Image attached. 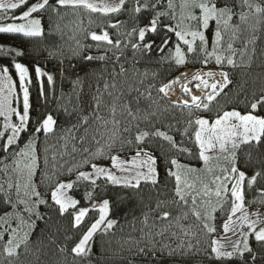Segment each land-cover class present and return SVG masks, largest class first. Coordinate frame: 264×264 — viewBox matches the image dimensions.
<instances>
[{
    "label": "trees",
    "instance_id": "obj_1",
    "mask_svg": "<svg viewBox=\"0 0 264 264\" xmlns=\"http://www.w3.org/2000/svg\"><path fill=\"white\" fill-rule=\"evenodd\" d=\"M38 2L30 0L28 5L15 12L8 9L0 16L21 15ZM227 2L234 8L235 15L227 25V31L223 27L221 45L226 46L222 48L227 58L233 59L239 67H229L228 76L232 83L207 104V110H204L207 102L199 108L171 104L160 91V87L180 69L170 59L177 37L166 31L171 27L170 16L164 13V6L158 0H130L120 13L108 16L103 15V11L93 13L84 8H56L57 0H50L53 7L37 14L42 18L46 33L42 38L0 33V46L24 52L21 57H0V67H7L16 74L13 65L19 63L27 68L31 80L28 131L19 134L17 144L8 152L2 150L9 138V131L4 132L5 139H0V164L11 162L17 148L36 133L35 129L45 117L51 116L55 121L53 133H38L35 142L37 167L33 181L37 189L49 192L56 183L54 178H68V170L76 166L81 168L84 161L95 163L137 152L140 149L134 138L140 132H148L150 136L154 132L166 133L178 147L186 150L178 151L158 138L146 141L143 150L157 160L159 183L156 186L142 183L137 190L113 185L103 178L97 180L95 186L75 180L68 194L77 201V207L70 208L63 215L47 197L46 203L40 205L34 214L24 240L19 243L0 240V264H264V243L256 241L254 236H250L253 251L243 258L218 260L212 256L211 232L203 226L201 219L192 218L190 212L174 205L175 180L168 175L173 168L171 160L200 165L199 148L195 143L198 128L194 124L198 118L213 120L229 110L250 112L253 103L264 100V13L255 11L257 7L264 8V3L250 0L252 7L249 8L241 0ZM136 8L144 10L137 13ZM158 13L164 15L157 32L148 33L142 43L138 38L139 31L150 27L151 20ZM9 22L11 20L0 24ZM112 24L119 27L112 28ZM104 32L108 33L113 45L119 44L120 47L90 39L92 34L103 35ZM165 41L168 47L161 52L159 49ZM138 44L141 45L139 49ZM147 44L153 47L147 49ZM230 44L234 49L232 52L228 51ZM89 55L106 59L88 61ZM36 68L46 75L38 78ZM46 76H52L53 81L49 83ZM97 95L101 96L104 107L100 113L106 121L113 119L110 109L116 108L115 120L121 125V134L114 142L111 140L114 134L111 125L96 131V121L91 119L93 98ZM255 114L264 118V108H259ZM84 118L90 119L87 131L80 127ZM123 126L131 131L123 133ZM69 130H73L71 134ZM186 130L187 136L184 135ZM0 131H3L1 118ZM101 136L99 146L93 143V137L99 139ZM129 141L133 143L129 144ZM109 143H113L111 148ZM100 147L104 148L103 157L96 155ZM234 166L248 178L241 185L244 202L264 209V138L259 145H245L237 151ZM257 172L261 173L260 177L255 176ZM253 178L256 183L249 184ZM7 198L2 190L0 217L11 208ZM100 201L109 202L108 219L89 241L91 251L76 256L73 249L90 226L99 220V210L94 204ZM158 204L161 205L159 209ZM80 210L89 214L77 228L74 217ZM226 213L227 208L223 207L217 218L224 219ZM165 214L173 218L168 222L159 221V217ZM108 222L115 226L107 229ZM164 230L163 235H158ZM180 244L184 245L183 250L179 249ZM189 247H192L191 252H188ZM9 249H13L16 255L9 257ZM141 249H145L143 254ZM172 249H177L180 254L168 255ZM253 256L256 259H252Z\"/></svg>",
    "mask_w": 264,
    "mask_h": 264
},
{
    "label": "snow or ice",
    "instance_id": "obj_2",
    "mask_svg": "<svg viewBox=\"0 0 264 264\" xmlns=\"http://www.w3.org/2000/svg\"><path fill=\"white\" fill-rule=\"evenodd\" d=\"M130 2V0H115L114 5L111 7L107 6H98L96 4H90L87 2V0H57V3L55 5L56 8H84L90 12L96 13L100 12L101 8L103 9V15L108 16L111 14H117L120 13L122 8L126 3ZM262 3H264V0H261ZM30 3V0H0V13L6 12L9 8L15 12L17 9L22 8L25 5H28ZM173 3V0H168V6L171 7ZM241 3L244 5H247L249 8L252 7L250 0H241ZM191 6V9L193 11L199 10L201 12V16H194L189 15V20H195L200 23H202L203 28L208 29L209 27V21H216L219 23L221 20L224 22V30L227 31V25L229 22H231L234 19L235 11L232 6H230L227 2V0H221V2L218 3V0H183V7ZM53 7V4L50 3V0H39L38 3L31 6V8L21 14V15H13V16H0V22L4 21H17L21 22L19 24H13L12 26H4L0 27V33L4 34H18L25 38H33V39H39L45 36V31L42 28V18H32L34 14H38L41 12H44L46 9ZM144 9L136 8L134 11L137 13L143 11ZM257 12L264 13V8L257 7L255 9ZM164 15L163 13H158L154 19L151 20L150 24L151 26L147 29L141 30L138 33L139 40L143 43L145 41V37L148 33L155 34L158 30V25L161 19V16ZM245 17H238V19L243 20ZM112 28L119 27V25L112 24L110 25ZM176 27H169L166 29L167 32L174 33L178 40L182 42L184 45L188 46L189 50H192V43L189 42L188 39L184 35H182L179 31H177ZM192 36V41L195 42L197 39L201 42L205 41V36L203 34L199 33H189ZM216 44L219 45L221 43V32L216 31L214 33ZM90 39L92 41H103L109 45H113L112 39L109 38V35L107 32H104L103 35H96L92 34L90 36ZM114 47L119 48V44L113 45ZM137 49L141 47V45H136ZM147 49H151L153 47L152 44L146 45ZM168 47V42L165 41L164 45L159 49V51L163 52ZM228 51L232 52L234 49L232 48L231 44L228 47ZM24 55V52L15 50L12 48L0 46V57L5 56H15V57H21ZM215 63L217 65H224L227 64L228 67H239L236 62L231 59L227 58L224 59L220 56H215ZM175 60L178 64L184 65L186 63L184 58V52L181 51L179 45H177L175 50ZM213 57H208V59H212ZM106 57H97V56H87L88 61H94V60H104ZM117 60H119V57H116ZM207 66V65H205ZM15 71L18 73V80L20 83V88L22 92V99H23V115L20 114L19 109H13L11 107V101L9 100L10 96L14 95V88L15 84L13 83L9 73V69L7 67L0 68V85L6 84L7 87L4 88L2 91H0V95H2L3 91L7 92V96H4L3 100L0 101V117L3 118L5 123L3 124V131H0V139H5L4 132L11 131L12 135L11 138L6 139V144L3 147V152H8L13 145L17 143V140L19 139L18 133L21 132H27V125L30 120L29 111H30V104H29V85L31 84V80L28 76V70L27 68L21 66L19 63H15L13 65ZM37 77L45 76L46 74L41 72L39 68H36ZM206 75L213 79L212 73H206ZM219 75L222 78V84L219 86V91H217V83L214 81L210 87L212 88V93L209 94L208 97H206L207 103L204 105V110H207V104H211L215 99L216 96L220 94L224 89L228 88L229 85L232 83L229 80V76L227 72H220ZM187 77V74H185ZM46 79L49 83L53 81L52 76H46ZM197 80L201 84L204 85L205 88L209 87L207 84V81L204 79L203 76H200L199 74L195 75L193 78H189V83L192 82V80ZM173 83L179 84L181 83V80H176ZM113 88L116 87V85H112ZM172 85H168L167 88H171ZM107 91V87L105 89ZM161 92H165L167 94L165 88L160 89ZM185 92H190L191 90L185 86L184 87ZM43 94V90H42ZM193 105H195L197 108L200 107L201 101L198 100L195 96L192 97ZM187 106V105H186ZM104 107L103 103L101 102V96L97 95L93 98V112L91 114V119L96 121L97 127L96 131H99L100 127L107 128L109 125H111L113 129V136L111 137V140L114 142L117 139V136L121 134V125L116 123L115 117L117 115L116 108L112 107L110 109V114L113 117L111 121H106L104 116L100 113V109ZM259 108H264V100L259 101V103H253L251 105V111L252 113H257ZM129 114H131V109L128 110ZM13 116L17 117L19 120L18 124L11 123ZM90 124L89 118H84L82 121V124L80 127L84 128L85 131H87V127ZM194 124L197 126L198 130L195 131V143L199 146L200 154L199 158L203 161L205 166H208L211 161L213 160H219L220 156H213L209 155V153H213L218 151L221 154H224V158L229 160L233 165L236 163V152L239 151L243 146L245 145H252L256 144L259 145L262 142V138H264V118H258L257 115L249 114L245 116H241L238 112H230V113H224L221 118L215 120V122L209 126V122L207 120H196ZM55 127V121L51 116H48L43 123L35 129L36 133H43L44 135H50L53 133ZM191 127V125L189 126ZM78 130V129H74ZM73 130H69L70 134ZM131 129H129L127 126L122 127L123 133L130 132ZM189 133L186 130L184 135L187 136ZM150 138H158L163 141H166L168 144L172 145L174 148H176L178 151H186L183 148H180L176 145L175 141L172 139V137L166 133L162 132H154L150 136L148 132H140L138 135L135 136L134 142L137 146H139V149L136 152V155L132 157V162L130 164H125L124 162L120 161L119 156H112L111 169L106 168H99L96 167L95 164H91V167L93 169V172L95 173V178H92V173H84L81 172L77 176V181H87L90 182L91 185L95 186L97 185V180L103 178L108 182H111L113 185H118L126 188H134V189H140L141 184H151L153 186L158 185V173L156 171V165L157 160L147 151L143 150V147L146 144V141H148ZM103 139V136H101L99 139L93 137V143L97 144L98 146L101 144V141ZM81 143H84V141H81ZM129 144H132L133 141H129ZM113 146V143H109L108 147L111 148ZM29 149H31L32 145L31 142H29L28 145ZM231 151V155L229 156L228 153ZM20 155L28 157L31 159V164L28 165V172H29V180L28 184L25 186L26 188H31L32 192L34 194V197L39 200V204L36 205V207H39L40 205H43L46 203L45 200L40 198L39 191L36 190V186L34 184V181L31 177L35 175V168L37 166V158L35 156H32L30 154V151H20ZM104 148L100 147L97 152V156L103 157L104 156ZM191 155V153H188ZM89 161H84L83 164H88ZM80 165V167L83 166ZM170 165L175 169L169 170L168 175L173 177L175 180V191H174V197L176 198L174 200V205L176 207H180L183 205H187L189 203L195 205L196 203V196L192 195L191 191H188L189 189L195 190V186L192 183H187V178L182 177L181 172H194V169L190 168H182L180 164L177 163L176 160H171ZM128 169H137V171L133 172V179L126 180L122 185L120 182V179L113 174V170L116 172H125ZM223 171V170H222ZM72 172V169L68 170V174L70 175ZM230 172L238 177L235 181L234 188L231 192V195L235 198L236 206L232 209L231 216L228 219V223L224 224L223 229L225 234L227 235L232 229L231 225L235 223L231 219L232 216H236L238 211H242L243 209V190L241 188V185L245 182L246 175L243 172H240L237 167L233 166L230 169ZM256 177H260L261 173L257 172L255 173ZM224 181H228L229 183L232 182V176L226 175L224 177ZM74 183V182H73ZM73 183H61L59 184L55 191L51 193V199L54 202V204L59 206L60 214L63 215L69 211V209H75L77 207V201L72 199H66V192L65 189L71 190L73 188ZM213 183H218L217 181H213ZM219 183H223V181H219ZM256 179L253 178L249 180V184H255ZM9 190L12 189V185H9ZM17 189H19L20 184L17 182L16 185ZM3 185H0V195H2ZM95 190V189H93ZM227 194V189L224 190ZM205 192L207 190L205 189ZM27 191H25V195H27ZM211 195L212 193H208ZM216 197L221 196V190L218 187L216 192L214 193ZM89 199H91V194H89ZM190 198V199H189ZM6 202L11 203V197H8ZM17 203L24 204L25 202L23 200L17 201ZM161 205H157V208L159 209ZM108 210H109V203L105 201L103 203L102 208L100 209L101 215L99 217V220L92 225L91 229L87 232V234L83 237L81 242L73 249V252L76 256H84L87 252H90L91 249L88 247L89 241L92 239V237L101 230V225L105 223V221L108 219ZM25 211L31 212V209H29L27 206H25ZM89 212L85 210H80L77 215H75V227L79 228L80 225L83 223L84 218L88 216ZM196 215V218L199 220L200 214L194 213ZM173 217L170 214H165L159 217V221H165L168 222ZM186 219L187 217H183ZM210 218V217H209ZM0 219H5V217H0ZM42 219V217H41ZM245 221L247 220L246 217H243ZM145 224H147V220L144 221ZM260 221L257 220L256 224H259ZM115 225L112 222H108L107 229H111ZM205 228H208L210 232L214 231V229L209 228L207 224L203 225ZM241 227H248L252 229L251 233H248V235H253L256 241L264 243V230H261L259 232H256V228L253 224L245 223L241 225ZM164 231H161L158 233V235H163ZM15 232V230H14ZM185 236L187 235V232L184 233ZM15 238V235H13V239ZM242 239L245 240V243L243 245V251H240L241 245L239 243H236L235 250L233 252L227 253V255H222L221 249L224 247L219 242H213L216 246L212 249V251L215 253L216 259H227L232 260L234 257H240L243 258L245 256V253H251L253 250L248 246V243L246 241L245 236H241ZM4 236L3 234H0V240H3ZM184 245L180 244L179 249L183 250ZM148 251H151V249H147ZM145 249H141L140 253L143 254ZM192 251V247H189L188 252ZM168 255H179L180 252L177 249H172L170 252L167 253ZM7 255L9 257H12L16 255V252L13 249H9L7 251ZM155 258V257H153ZM252 259H256L255 256L252 257Z\"/></svg>",
    "mask_w": 264,
    "mask_h": 264
},
{
    "label": "rangeland",
    "instance_id": "obj_3",
    "mask_svg": "<svg viewBox=\"0 0 264 264\" xmlns=\"http://www.w3.org/2000/svg\"><path fill=\"white\" fill-rule=\"evenodd\" d=\"M158 1L161 4H163L165 9L164 13L170 16L171 27H176L177 25H179L177 31H179L182 35L186 37V39L189 40L190 43H192V50H189L188 46L184 45L177 38V42L174 46V49L172 50L170 59L177 67H179L180 72L176 76H174L170 81H168L167 83H165L163 86L160 87V89L165 88L167 94L171 93L172 89H175L176 92H178L182 96L183 100L178 102L170 101L168 97H166L165 92H161V93L171 104L183 106V107H188V106L196 107L195 105H193L192 102V97L195 94L197 93L199 94L201 91L205 93V95H203L201 98L195 95V97L198 100H200L202 104L204 102H207L206 97L209 96V93H212V88L210 87V85L215 80L213 81V79H207L208 76L206 75V73H212V75L214 73L218 74V81H215L217 83V90L219 89V86L222 84V78L219 75V73L220 72L228 73L229 67L227 66V64H224L222 66L217 65L215 63V58L213 56V54H215V56H220L224 59H227V55L225 54V51L222 48V46L223 47L226 46L221 45V43L217 45L214 36V33L216 31H220L222 37L224 22L223 20H221L219 23H217L216 21H209V27L208 29H205L203 28L202 23L188 19L189 15L201 16L202 14L199 10L193 11L190 5L188 7H183L182 6L183 0H173L171 7L168 6V0H158ZM77 2H79V0H77ZM87 2L90 4H96L98 6L103 5V6L111 7L114 5L115 0H87ZM101 11H103L102 8ZM32 18H40V17L37 14H34ZM14 23L19 24L21 22L11 21L9 23L0 24V27L12 26ZM193 32L203 34L205 36V41L201 42L197 39L195 42H193L192 36L189 34ZM209 34L211 35L209 36ZM177 45H179L181 51L184 52V58L186 61L184 65L178 64L174 58ZM208 57H213V58L208 59ZM191 63L194 65L193 67H190L191 65L189 64ZM8 74L10 75L13 83L15 84V88L13 90L14 95L9 97V100L11 101V107L13 109H19L20 114L23 115V99H22L20 83L18 80V73L16 72V74L15 73L13 74L9 71ZM185 74H187V77L185 76ZM197 74L204 77L209 87L205 88L203 84H201L199 81L194 79L192 80L191 83H189V78H193ZM178 79L181 80V83L179 84L173 83ZM168 85H172V87L167 88ZM185 86H187L191 91L185 92L184 91ZM6 87H7L6 84L0 85V91H2ZM7 95H8L7 92L3 91L2 95H0V101H2L4 96ZM226 112L227 113L238 112L241 116H245L249 114L257 115L255 113H252L251 111L242 113L239 112L238 110H229ZM221 116L213 120H207L202 117L198 118L197 120H207L209 122V126H211L215 122V120L221 118ZM47 117H45L44 120ZM257 117L263 118L260 115H257ZM0 118L2 119V125H3L5 121L3 120L2 117ZM11 123H13L14 125L18 124L19 123L18 118L13 116ZM19 134L20 133H18L17 135L19 136ZM11 135L12 133L11 131H9V138H11ZM38 138H39L38 133H35L33 136H30L23 145L17 148L16 152L13 154L12 159L10 160L11 162H3L0 164V185H3V191L7 194V196L11 197V208L5 215H3L5 219H0V234H3L4 239H7L9 243H19L21 240H24L27 237L28 231L30 230L33 223V216L38 212V209L40 208V206L36 207V205L39 204V200L34 197L32 189L25 187L28 184V180H29L28 165L31 164V159L19 154L20 151H30V154L32 156H35L36 153L35 142ZM29 142H31L32 145L31 149H29L28 147ZM199 154H200V150H199ZM231 154L232 153L230 151L228 155L230 156ZM135 155L136 152L131 155H123V156L121 155L119 156V159L125 164H130L132 162V157H134ZM209 155L220 156L221 158L219 160L211 161L208 166H205V164L201 159H200L201 163L198 166L188 165L178 162L177 163L180 164L182 168H190L195 170L194 172L191 173L186 171L181 172L182 177L187 178V183L194 184L195 190L193 191L192 189H189L188 191H191L192 195L197 197L195 205L189 203L187 205L181 206V208L184 209L186 213L190 212L192 218L194 219H196V215H194V213H199L201 217L200 219L203 221V223L207 225L209 224L208 225L209 227L211 225V228L214 229V231L211 232V236H210V247H211V255L215 257V253L212 251V249L216 246L213 243L214 241L219 242L224 246L221 249L222 255H227V253L233 252L235 250L236 243H239L241 245L239 250L243 251L244 250L243 245L245 243V240L242 239L241 236L246 237V241L248 243V246L250 247V236H254V234L248 235V233H251L252 229L248 227H241V225L245 223L253 224L254 227L256 228V232L264 230V209L259 208L258 206L247 205L243 200L244 210L238 211L236 216L231 217V219L235 221V223H233L230 226L232 230L226 235L223 226L224 224L228 223V219L231 216L232 209L236 206L235 198L231 195V192L234 188L235 181L236 179H238V177L230 172V169L234 165L229 160L224 158V154H221L218 151H216L213 153H209ZM91 164H95L96 167L99 168L111 169L112 167L111 159H107L105 161L103 160L95 163L92 162L90 164L89 163L83 164L81 168H79V166L71 168L72 172L70 175H68V178L66 177V179L64 180L62 179L58 180L54 178L56 183L54 184V188L49 192H45L44 190H40L36 188V190L39 191L40 193V198L45 200L48 197L52 201L51 193L55 191L56 187L61 183L64 184L73 183L75 180H77V176L81 172L92 173V178H95V173L93 172ZM172 170L175 171L174 168H172ZM135 171H137V169H128L125 172H116L115 170H113V174H115L118 177V179H120L121 184H123L126 180L133 179L132 173ZM35 173H36V168H35ZM226 175L232 176L231 183H229L228 181H224V177ZM31 178L33 180L34 176ZM213 181H217L218 183H213ZM219 181H223V183L221 184L219 183ZM17 182H19L20 184L19 189H17L16 187ZM9 185L13 186L11 190H9L8 187ZM218 187L221 190L220 197H216L214 195ZM205 189L207 190V192H205ZM225 189H227V194L224 191ZM25 191H27L28 193L27 195H25ZM68 191H69L68 189H65L66 192L65 198L72 199L69 196ZM208 193H212V194L209 195ZM19 200H23L25 203L24 204L17 203V201ZM104 202L105 201H100L94 204V207L99 210L100 215L102 214L100 209L102 208ZM25 206L31 209V212L25 211ZM223 207L227 208V213L225 218L221 220V218H217V217ZM243 217H246L247 220L245 221L244 219H242ZM257 220L260 221L259 224H256ZM216 223L219 224V226L216 227L215 225ZM92 225L84 233V235L79 240L77 245L81 242L83 237L91 229ZM13 235H15L14 239H13Z\"/></svg>",
    "mask_w": 264,
    "mask_h": 264
},
{
    "label": "bare ground",
    "instance_id": "obj_4",
    "mask_svg": "<svg viewBox=\"0 0 264 264\" xmlns=\"http://www.w3.org/2000/svg\"><path fill=\"white\" fill-rule=\"evenodd\" d=\"M213 77H214V80L215 81H218V74H213L212 75ZM207 79H211V78H209V77H207ZM219 90V89H218ZM217 90V91H218ZM200 92V91H199ZM210 94V93H209ZM166 95V97H168V99L170 100V101H175V102H178V101H182L183 100V98H182V96L178 93V92H176V90L175 89H172V92L171 93H169V94H165ZM196 96H198V97H202L203 95H205V93L204 92H200L199 94L197 93V94H195ZM194 95V96H195Z\"/></svg>",
    "mask_w": 264,
    "mask_h": 264
}]
</instances>
